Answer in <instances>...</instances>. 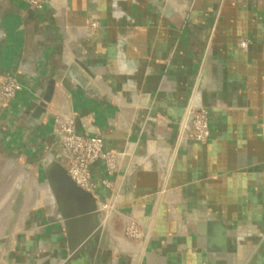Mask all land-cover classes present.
<instances>
[{
	"label": "crops",
	"instance_id": "0c3cea01",
	"mask_svg": "<svg viewBox=\"0 0 264 264\" xmlns=\"http://www.w3.org/2000/svg\"><path fill=\"white\" fill-rule=\"evenodd\" d=\"M67 1L57 15L0 0V75L23 85L0 108V264H70L45 173L62 105L80 134L127 155L117 173L94 166L108 237L77 264H264V0ZM192 102L208 112L207 141L181 138ZM113 215L140 224L136 248Z\"/></svg>",
	"mask_w": 264,
	"mask_h": 264
},
{
	"label": "built area",
	"instance_id": "2783aa9c",
	"mask_svg": "<svg viewBox=\"0 0 264 264\" xmlns=\"http://www.w3.org/2000/svg\"><path fill=\"white\" fill-rule=\"evenodd\" d=\"M32 9H43L50 6L55 9L56 14L66 8L67 0H22ZM99 26L97 20H93L86 26L88 31H95ZM238 46L245 50L249 41L241 40ZM22 83L13 76L0 75V108L6 107L22 90ZM187 123L183 128L184 136L181 138L191 141H207L211 130L208 112L203 106L192 102L187 110ZM54 135L57 140L54 144V158L64 167L68 175L82 189L94 193L97 182L94 178V166L102 163L108 173L114 174L121 171L126 158L125 153L107 150L103 139L98 134H80L77 130V117L66 105L60 106L56 111L54 119ZM150 155L140 161L131 160V165L146 167ZM114 216V215H113ZM121 217L114 216L118 220ZM124 231L132 233L140 239L144 238V232L140 224L129 218L123 220Z\"/></svg>",
	"mask_w": 264,
	"mask_h": 264
},
{
	"label": "water",
	"instance_id": "95a60500",
	"mask_svg": "<svg viewBox=\"0 0 264 264\" xmlns=\"http://www.w3.org/2000/svg\"><path fill=\"white\" fill-rule=\"evenodd\" d=\"M154 3L161 9V0H154ZM45 106L46 104L43 103L40 109ZM53 160L47 162L45 173L64 221L71 254L69 262L77 264L80 261H95L98 250L108 237L107 231L98 221L100 212L96 199L92 193L79 187L56 159ZM26 191L27 186L23 185L16 197L6 235L13 229V223L24 203ZM75 207H78V210ZM81 222L84 226L82 230Z\"/></svg>",
	"mask_w": 264,
	"mask_h": 264
},
{
	"label": "rangeland",
	"instance_id": "374dc122",
	"mask_svg": "<svg viewBox=\"0 0 264 264\" xmlns=\"http://www.w3.org/2000/svg\"><path fill=\"white\" fill-rule=\"evenodd\" d=\"M20 187H19V189H18V192H17V194H16V197H17V195L19 194V192H20V190H21V188H22V186L23 185H26L27 186V191H26V193L28 192V188H29V186H30V179L28 178H24L23 180H22V182H20ZM16 197H15V199H14V201H13V204H12V206L10 207V213H11V215H10V217H12V209H13V206H14V203H15V200H16ZM100 209H101V207H100ZM103 209V208H102ZM99 210V209H98ZM101 213H104V216L106 217V218H109V216H111L112 215V213H111V211L108 209V208H104V211H101ZM105 213H106V215H105ZM17 218H18V216H17ZM9 223H10V220L8 221V222H6V230L8 229V226H9ZM117 223H118V227H119V225H122L121 226V228H117L116 230L114 229V227H113V230H115L116 231V234H123V237H124V239L127 241V242H124V244H126V245H132L133 247L134 246H136L137 245V243H139L140 241H142V239H140V238H138L137 236H133V234L132 233H130V234H128V232H126V231H124V228H123V219L122 218H119L118 220H117ZM15 224H16V220L14 221V223H13V228H14V226H15ZM106 224H107V222H106ZM112 225H113V223H112ZM123 232V233H122ZM111 233H112V230H111ZM111 241H112V243H110L109 242V244L110 245H112V247H116V248H118V250L121 252V253H127V252H123V246H121L120 245V242L118 241V239L115 237V236H112L111 237ZM136 244V245H135Z\"/></svg>",
	"mask_w": 264,
	"mask_h": 264
},
{
	"label": "bare ground",
	"instance_id": "6f19581e",
	"mask_svg": "<svg viewBox=\"0 0 264 264\" xmlns=\"http://www.w3.org/2000/svg\"><path fill=\"white\" fill-rule=\"evenodd\" d=\"M54 158L53 157H50L49 159H48V162L50 161V162H53L54 160H53ZM50 186V185H49ZM51 188V187H50ZM52 190V189H51ZM53 193V192H52ZM53 195H54V193H53ZM54 197H55V195H54ZM56 200V199H55ZM75 209H77L78 210V207H75ZM80 228H81V230L84 228V226H83V223L81 222L80 223ZM123 233V232H122ZM121 239L124 241V242H127L125 239H124V237H123V234H121ZM118 241H120V240H118ZM121 242V241H120ZM140 242H142V241H140ZM136 245V244H135ZM140 245V244H139ZM140 247L141 246H139V249H140ZM134 248H136V247H134ZM133 248V249H134ZM139 249H138V251H139ZM137 251V250H136Z\"/></svg>",
	"mask_w": 264,
	"mask_h": 264
}]
</instances>
